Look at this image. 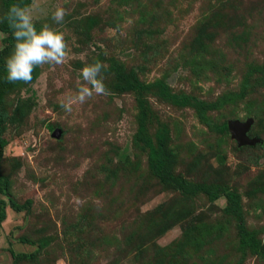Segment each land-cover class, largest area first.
Returning <instances> with one entry per match:
<instances>
[{
  "label": "rangeland",
  "instance_id": "obj_1",
  "mask_svg": "<svg viewBox=\"0 0 264 264\" xmlns=\"http://www.w3.org/2000/svg\"><path fill=\"white\" fill-rule=\"evenodd\" d=\"M43 3L37 23L63 31L72 54L37 68L32 84L2 79L0 264H264V0ZM56 6L67 11L60 25ZM6 39L0 32V49ZM96 61L110 95L66 113L60 101ZM132 79L208 105L149 95V131L164 136L172 179L223 186L236 194L237 216L224 196L182 194L151 174L134 138ZM246 119L252 144L211 128ZM239 220L260 252L242 243Z\"/></svg>",
  "mask_w": 264,
  "mask_h": 264
},
{
  "label": "clouds",
  "instance_id": "obj_2",
  "mask_svg": "<svg viewBox=\"0 0 264 264\" xmlns=\"http://www.w3.org/2000/svg\"><path fill=\"white\" fill-rule=\"evenodd\" d=\"M44 15H47V10L43 0H30L28 4L13 3L0 15V23L7 24L14 39L13 51L5 61L7 82L32 84L37 68L63 65L70 59L72 50L63 31L47 23L37 29L36 23ZM66 15L64 7L56 6L51 11V20L60 25ZM103 69L104 65L96 61L80 70L82 82L73 94L60 101L66 113L70 114L74 105H83L94 96L110 95L104 83Z\"/></svg>",
  "mask_w": 264,
  "mask_h": 264
},
{
  "label": "trees",
  "instance_id": "obj_3",
  "mask_svg": "<svg viewBox=\"0 0 264 264\" xmlns=\"http://www.w3.org/2000/svg\"><path fill=\"white\" fill-rule=\"evenodd\" d=\"M28 4L29 0H0L1 7L3 9V14L7 11L8 7L13 4ZM37 29L41 27V24L36 23ZM0 32L6 34V45H4L0 49V96L3 93L2 88V79L6 78L5 71V61L7 53L9 51H13L14 39L12 37L11 31L8 29L6 23H0ZM37 76V69L33 73V77ZM158 89L156 91L153 90V86L143 85L136 80L132 79L131 90L135 95L139 114H138V123L135 132V141L139 144H142L147 148L148 154V167L151 174L157 178L160 184H163L166 188H172L179 191L182 194L192 195L195 193H202L208 200L213 201L216 200L219 196H224L227 203V209L230 210L233 214L237 216V212L239 210L238 202L236 198V194L232 192L226 191V189L221 185H198L196 183L187 182L184 180H175L170 176L169 171V161L168 154L163 149V134L161 133L157 136L155 133L154 136L150 133V126L154 120V115L150 110L148 104V96L152 95L156 98L165 97L169 102H173L178 104L179 106H188L195 105L199 108L200 112H204L208 109V105L202 102L201 100L184 94H176L167 92L166 88L162 85H156ZM4 121L2 119V115L0 113V158L2 155V149L6 145V141L1 137V124ZM206 125L211 126L207 121ZM211 128H214L217 131H225L227 129L226 123H222L220 126L212 125ZM2 180V182H1ZM7 186V181L0 176V195L5 196V189ZM0 222L4 219V207L3 202L0 200ZM9 208L14 212H20L23 207L22 205H17L12 200H8ZM237 230L239 235L242 238V243L250 250L251 252H260L261 246L260 242L254 236V233L251 231H247L243 225V223L239 220L237 224ZM11 257L14 259V255L10 252Z\"/></svg>",
  "mask_w": 264,
  "mask_h": 264
},
{
  "label": "water",
  "instance_id": "obj_4",
  "mask_svg": "<svg viewBox=\"0 0 264 264\" xmlns=\"http://www.w3.org/2000/svg\"><path fill=\"white\" fill-rule=\"evenodd\" d=\"M250 126V120L246 119L244 122L239 121H228L226 123V127L230 136L238 145H246L252 144L254 141L252 139H248L246 136V132Z\"/></svg>",
  "mask_w": 264,
  "mask_h": 264
}]
</instances>
